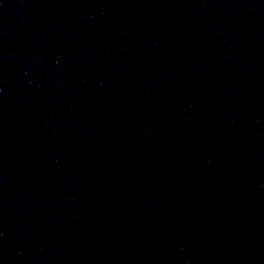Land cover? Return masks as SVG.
Masks as SVG:
<instances>
[{"label":"water","instance_id":"1","mask_svg":"<svg viewBox=\"0 0 264 264\" xmlns=\"http://www.w3.org/2000/svg\"><path fill=\"white\" fill-rule=\"evenodd\" d=\"M0 264H264V0H0Z\"/></svg>","mask_w":264,"mask_h":264}]
</instances>
